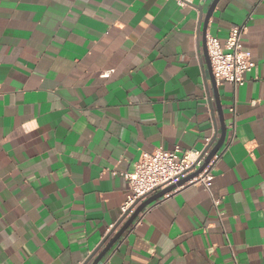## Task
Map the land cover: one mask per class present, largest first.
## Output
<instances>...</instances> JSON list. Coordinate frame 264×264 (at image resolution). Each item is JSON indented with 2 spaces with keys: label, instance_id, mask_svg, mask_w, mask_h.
<instances>
[{
  "label": "crops",
  "instance_id": "1",
  "mask_svg": "<svg viewBox=\"0 0 264 264\" xmlns=\"http://www.w3.org/2000/svg\"><path fill=\"white\" fill-rule=\"evenodd\" d=\"M211 2L0 0V264H91L140 155L222 125L208 187L146 207L98 264H264V0L205 21ZM237 24L254 67L212 84L206 36Z\"/></svg>",
  "mask_w": 264,
  "mask_h": 264
},
{
  "label": "built area",
  "instance_id": "2",
  "mask_svg": "<svg viewBox=\"0 0 264 264\" xmlns=\"http://www.w3.org/2000/svg\"><path fill=\"white\" fill-rule=\"evenodd\" d=\"M176 2L181 6H187L192 0H176ZM245 30L244 24L231 26L224 43L215 36H206L207 54L216 84L228 82L235 88L243 84L244 74L254 67L255 63L250 52L241 47ZM112 71V69L103 70L100 76L109 77ZM231 111L234 113V108H231ZM204 150L182 149L180 146H175L172 150L159 147L151 152H143L136 161L134 170L125 173L129 192L120 206L121 217H128L133 212L134 205L150 194L178 182L200 168L208 153ZM217 157L216 153L197 176L173 191L197 182L208 187L210 171ZM217 202L218 200H215V203Z\"/></svg>",
  "mask_w": 264,
  "mask_h": 264
},
{
  "label": "water",
  "instance_id": "3",
  "mask_svg": "<svg viewBox=\"0 0 264 264\" xmlns=\"http://www.w3.org/2000/svg\"><path fill=\"white\" fill-rule=\"evenodd\" d=\"M202 1H205V0H202ZM217 1L218 0H212V2L210 3V6H209V8L207 10V13H206L205 21H207V19L210 17V15H211V13L213 11V8L215 7V4H216ZM198 8L202 12V2L199 4ZM205 47H206V40H205ZM205 52H207V49L206 48L204 49V53ZM208 62L210 64L209 57H208ZM211 76H212V80H213L212 81V84H215V80L213 78V75H211ZM217 106L219 107V104ZM224 136H225V127H224V125H222V127H221V134H220L218 140L215 142V139L213 138L210 141V143H208V145L206 146V148H205L204 151H207L208 153H207V156L205 158L204 164L200 168H198L196 171L190 173L189 175L185 176L184 178H181L178 182H176L174 184H171V185H168V186H166L164 188H161V189L155 191L154 193L150 194L149 196H147L141 202L136 203L134 205L133 212L126 218L125 222L121 225V227L117 230V232H115V234L112 236V238L110 239V241L106 244V246H104L102 248V250L94 258V260H93V262L91 264H98L99 263V261L101 260V258L105 255V253L112 247L113 244H115L119 240V238L123 235V233L131 226V224L137 219V217L139 216V214L146 207L152 205L153 203H156L161 198H163V197H165L167 195L173 194V192H174L173 190L176 187H179L181 185H184L188 180H190L193 177L197 176L200 173V171L202 170V168L209 162V160L212 158V156H214L218 152L219 148L223 144ZM124 218H125V216H123L119 222H121ZM116 227H117V224L114 226L113 230Z\"/></svg>",
  "mask_w": 264,
  "mask_h": 264
}]
</instances>
